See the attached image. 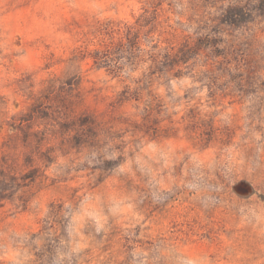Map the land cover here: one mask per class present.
<instances>
[{"label":"rangeland","instance_id":"1","mask_svg":"<svg viewBox=\"0 0 264 264\" xmlns=\"http://www.w3.org/2000/svg\"><path fill=\"white\" fill-rule=\"evenodd\" d=\"M0 264H264V0H0Z\"/></svg>","mask_w":264,"mask_h":264}]
</instances>
